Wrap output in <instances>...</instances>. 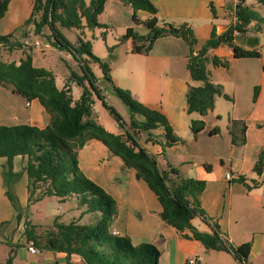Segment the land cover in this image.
<instances>
[{
	"label": "crops",
	"instance_id": "1",
	"mask_svg": "<svg viewBox=\"0 0 264 264\" xmlns=\"http://www.w3.org/2000/svg\"><path fill=\"white\" fill-rule=\"evenodd\" d=\"M151 1L158 9L159 19L176 26L186 23L193 29L197 40L196 52L210 38L213 30L221 35L233 25V12L229 7L232 0ZM245 3L264 17V7L257 0H245ZM128 6L121 0H107L103 11L109 7L112 22L120 25L123 30L134 27L139 35H147L149 29L143 23H134L132 8L129 6L130 12L127 10ZM33 7L34 0H10L6 12L0 17V35L10 36L11 42H28L34 27L31 26L25 32L23 24L31 16ZM137 15L143 21L151 16L144 10H138ZM249 37L255 38L252 46L247 44ZM127 39L131 40L127 53L133 55L131 61L136 67L115 70L110 66L113 83L129 90L135 99L149 108L162 112L175 135L185 140L168 145L165 129L158 127L149 132L146 138L141 134L139 143L156 157L162 170L172 166L182 177L206 182L199 197L208 221L197 216L192 220L194 226L204 232H213L216 224L223 238L234 246L250 243L249 260L253 264H264V175L254 170L258 154L264 149V23L255 22L248 33L235 38V43L245 49L260 50V57L237 58L233 49L225 44L210 49L207 68L211 80L220 85L223 93L231 98L218 95L215 108L204 116L187 110L189 85L200 84L191 79L187 67L191 54L189 43L182 37L169 35L158 38L149 53H135L132 51L133 38ZM4 49L10 53L18 48L10 50L2 45L0 50ZM213 57L227 60L228 66L215 65ZM8 61L10 62L9 59ZM256 87H259V94L254 99ZM200 119L205 120V128L194 136L191 122ZM232 120H240L246 124L245 133L241 126L236 127L237 142L233 141L231 134ZM10 121L14 123H7ZM50 122V112L38 99L27 100L16 94L11 87L0 86V124H29L42 129ZM216 128L218 131L213 133L212 130ZM78 161L84 174L102 186L117 202L118 214L113 222L112 232L130 237L134 245L155 244L160 250V264H187L189 259H196L197 263L200 260L201 264H239L232 252L207 250L189 231L181 232L167 224L162 219L163 208L157 195L144 180L136 176L133 168L127 167L102 141H88L79 150ZM7 162L6 157H0V264H7L11 256V263L18 264L15 260L19 256L24 258L28 253L26 250L19 252L16 246L28 247L29 242L33 241L29 240L27 232L24 234L28 218L22 215L21 220H17V209L6 193L3 166ZM13 164L14 171L21 172L13 191L19 204L24 206L30 202L28 175L25 171L27 157L16 156ZM227 172H231L233 177L228 179ZM240 176H244L246 182L253 187L249 189L239 181ZM66 201L73 202L76 213L70 215L69 221H64V217L59 214L56 217L67 223L78 220L81 207L76 197ZM89 214L91 218L88 223L83 224L93 223V215H99ZM51 219L54 220H30L36 226L35 234L40 236V229L46 224L50 225ZM44 252L50 255L45 257L47 259L58 257V264H84L83 258L76 253L67 256L65 252Z\"/></svg>",
	"mask_w": 264,
	"mask_h": 264
},
{
	"label": "trees",
	"instance_id": "2",
	"mask_svg": "<svg viewBox=\"0 0 264 264\" xmlns=\"http://www.w3.org/2000/svg\"><path fill=\"white\" fill-rule=\"evenodd\" d=\"M107 0H34L31 16L26 23L34 27L35 35H43L53 47L67 51L79 63L83 74L72 72L63 88L56 83V76L50 69L36 67L32 55L27 53L19 63L5 61L0 57V86L11 87L12 90L27 100L38 99L50 112L51 122L45 128L29 124H0V157H6L8 162L3 166V178L7 188V196L17 209V220L22 213L19 209L17 196L13 191L15 182L21 172L14 171V158L26 156L25 171L28 175L29 201L41 200L45 197H58L61 201L76 197L81 207L78 220L61 222L56 220V233L53 244L42 245L40 236L35 234L36 226L26 223L29 240L46 251L65 252L67 256L73 253L80 255L84 264H160V250L153 243L134 245L130 237L112 232L113 222L118 214L117 202L102 186L87 177L79 167L78 152L88 141H102L109 150L119 156L129 168H133L136 176L144 180L157 195L161 205L162 219L179 231H189L191 235L202 242L207 249L232 252L239 264H253L249 260L250 243L234 246L224 239L215 224L213 232H204L193 225L192 220L202 216L208 221V216L201 206L199 195L206 182L194 178L182 177L178 170L169 166L167 170L159 167L154 155L148 152L138 141V134L151 132L163 127L168 137V145L185 140L175 135L166 116L149 108L133 97L127 89L116 86L110 74V64L104 62L92 51L91 44L82 38L71 42L60 30V27L82 28L100 25L98 15L104 10ZM132 8L133 20L136 25L143 23L148 29L147 35H139L134 27L128 28L123 39L133 38L132 51L149 53L155 41L164 36H177L186 40L191 48L187 67L191 79L198 85H189L187 92V110L198 112L202 116L215 108L218 95L231 97L223 93L222 87L211 80L207 64L210 61L209 51L220 45H228L237 58L260 57L257 48L245 49L235 43V38L250 31L252 22L264 23V17L239 0L236 6H229L239 20L226 32L217 35L213 30L209 39L202 45L199 52L195 51L196 38L193 29L186 23L180 26L158 18V9L151 0H121ZM264 7V0H257ZM10 0H2L0 17L4 15ZM212 9L214 7L212 5ZM138 10H144L151 16L142 20ZM49 28L50 32L45 33ZM239 33V34H237ZM143 42L139 45V42ZM26 48L28 42H11L10 36L0 35V48ZM97 63L101 69L103 80L123 100L131 111L129 124L123 122L122 116L105 102L106 94L100 84V79L93 73L90 64ZM215 65L228 66L227 60L213 57ZM83 86L80 97L72 95L71 83ZM89 83V86L86 83ZM94 94L103 99L105 105L111 108L116 118L127 126L125 133H113L107 130L97 119L94 111ZM259 87L255 88L254 99L258 97ZM142 116L140 120L137 116ZM205 120H192L191 129L197 136L205 128ZM241 126L246 131V124L240 120H232L231 134L237 142L236 127ZM218 129H213L216 133ZM210 168V166H208ZM254 170L264 175V149L260 151ZM239 181L249 189L253 186L246 182L244 176ZM89 213H97L91 224H81L79 221ZM48 239V236H47ZM48 239V240H49ZM12 256L7 260L11 263Z\"/></svg>",
	"mask_w": 264,
	"mask_h": 264
},
{
	"label": "rangeland",
	"instance_id": "3",
	"mask_svg": "<svg viewBox=\"0 0 264 264\" xmlns=\"http://www.w3.org/2000/svg\"><path fill=\"white\" fill-rule=\"evenodd\" d=\"M127 8V10L130 11L131 8L129 6ZM26 21L23 24V30L25 32L31 28V25H28ZM98 23L100 25H95L93 27L84 26L81 29L60 27V30L71 42H78L79 37H81L84 41L89 42L91 44L93 53L99 56L104 62L109 63L110 66L115 70L136 67V64L131 61L133 58L131 56L133 55H128L127 53L131 47V40L123 39L126 30H123L120 25L112 22L109 7H107L106 10L98 16ZM31 31L34 32L33 29H31ZM49 32V28H46L45 33L48 34ZM37 41L41 43L39 47L35 46V42ZM44 41L48 40L43 35L38 36L33 33L31 39L28 40V46L26 48L14 49L10 53H8V50L6 49L0 50V57L6 61H8V59L10 61H20L22 58L26 57L27 53L31 54L33 63L36 67L47 68L54 72L56 76V82L59 87H64L66 80L72 72H76L80 75L83 74L79 63L70 53L67 51H60L57 48L52 47V44L50 43L45 45ZM90 66L96 77L100 79L101 86L103 88L106 87L103 89L104 93L106 94L105 102L109 106L113 107L115 111L122 116L124 123L129 124L131 120V111L129 107L113 91L112 87L103 80L99 65L92 62ZM86 85L89 86V83L87 82ZM71 90L73 97L77 99L82 93L83 86L78 85L76 82H72ZM94 99V111L99 119V122L105 128L110 129L113 133H125L127 126L123 123H120L115 114L112 112L111 108L105 105L103 99H100L96 94H94ZM138 117L142 118V116L139 115ZM7 123L14 122L10 121ZM141 134L144 138L148 137V132H141ZM141 134H138L137 137L140 138ZM19 209L21 213L28 218V220L26 219V223L28 224L31 223V221L48 222V218L54 219L53 221L51 219L50 225H44L39 231L41 233L39 242L44 246L45 244H53L52 240L49 238H54L56 233L54 222L56 220L59 221V217L56 216L59 214L61 217H64V221H69L70 215H74L73 213H76L72 201H66V203H64L58 197H45L41 200L31 201L24 206L19 204ZM84 216L81 224L88 223V219L91 218L90 214H86ZM96 218L98 217H94L93 215L91 221H94ZM25 233L26 231H24V234ZM47 236L49 240L47 239ZM9 248L12 250V247ZM16 248L19 252L26 250L28 253V255H26L24 258L18 255L19 257L15 260V262L18 264H32V262H37L39 264H50L51 261L53 264L59 263L58 257L56 256L49 259L45 258L46 256H50L47 252H44L43 254H33L28 250L27 246L17 245ZM53 253L56 254V252ZM12 255L15 259V254L13 253Z\"/></svg>",
	"mask_w": 264,
	"mask_h": 264
},
{
	"label": "built area",
	"instance_id": "4",
	"mask_svg": "<svg viewBox=\"0 0 264 264\" xmlns=\"http://www.w3.org/2000/svg\"><path fill=\"white\" fill-rule=\"evenodd\" d=\"M232 2H233L232 3L233 6H236L238 4L239 0H232ZM232 19H233V24H236L238 22V20H239L238 16L235 14L234 11L232 13ZM33 33L34 32H32V34ZM237 34H239V33H237ZM40 45H41V43L39 41L35 42V46H38L39 47ZM226 177L228 179H230V178L233 177V174L231 172H227L226 173ZM28 249L33 254H42L45 251L44 249H42V248L38 247L37 245H35V243H33V242H29ZM196 263H197L196 262V259H189L187 264H196Z\"/></svg>",
	"mask_w": 264,
	"mask_h": 264
},
{
	"label": "water",
	"instance_id": "5",
	"mask_svg": "<svg viewBox=\"0 0 264 264\" xmlns=\"http://www.w3.org/2000/svg\"><path fill=\"white\" fill-rule=\"evenodd\" d=\"M1 4H2V0H0V6H1ZM254 25H255V22H252L249 27L252 28ZM254 43H255V38L249 37L247 44L252 46ZM44 44L47 45L48 42L44 41ZM197 264H201V261L199 260Z\"/></svg>",
	"mask_w": 264,
	"mask_h": 264
}]
</instances>
